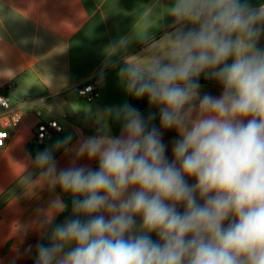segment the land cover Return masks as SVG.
<instances>
[{
    "label": "clouds",
    "instance_id": "1",
    "mask_svg": "<svg viewBox=\"0 0 264 264\" xmlns=\"http://www.w3.org/2000/svg\"><path fill=\"white\" fill-rule=\"evenodd\" d=\"M155 6L141 16L143 53L124 56L117 75L128 96L158 110L159 127L157 112L125 102L101 113L121 123L119 136L102 131L74 146L65 137L31 158L25 195L58 187L72 211L56 223L68 208L56 194L16 228L49 241L35 245V264H264V2L172 0L160 40ZM130 42L110 45L108 67ZM202 75L219 96L201 94ZM162 130L178 137L171 159ZM61 149L75 158L58 169ZM85 157L98 168L77 166Z\"/></svg>",
    "mask_w": 264,
    "mask_h": 264
},
{
    "label": "crops",
    "instance_id": "2",
    "mask_svg": "<svg viewBox=\"0 0 264 264\" xmlns=\"http://www.w3.org/2000/svg\"><path fill=\"white\" fill-rule=\"evenodd\" d=\"M154 3L151 34L160 40L170 30L171 18L164 13L172 0H0V92L14 108L26 112L23 121L15 124L0 107V264H26L42 239L38 231L25 236L16 228L33 221L34 210L46 206L52 196H70L58 187L54 193L44 188L35 196L25 195L22 174L36 173L31 164L35 155L30 154L29 147L40 146V152L65 137H71L74 146L102 131L111 136L121 134V123L102 118L101 113L110 106L130 103L117 70L124 56L143 53L145 45L136 36L142 13ZM121 36L129 37L130 45L126 53L112 58L120 63L108 67L107 49ZM87 80H92L100 92L94 102L85 101L75 90ZM199 80L201 94L220 95V87L208 83L212 80L203 75ZM35 110L42 112L43 120H56L63 128L42 145L35 142L40 121ZM141 112L145 117L157 112L153 124L159 127L156 108L148 105ZM162 132L171 159V144L178 137L174 130ZM54 156L58 169L71 166L75 158L73 152L63 149ZM76 164L98 168L97 161L90 162L86 157ZM71 216L72 211L60 223Z\"/></svg>",
    "mask_w": 264,
    "mask_h": 264
},
{
    "label": "built area",
    "instance_id": "3",
    "mask_svg": "<svg viewBox=\"0 0 264 264\" xmlns=\"http://www.w3.org/2000/svg\"><path fill=\"white\" fill-rule=\"evenodd\" d=\"M75 90L87 102H94L100 98V92L92 80H87L76 86ZM0 107L5 114H9L12 117L15 124L23 121L26 113L25 110L14 108L4 92H0ZM35 114L40 119L35 132V142L38 145H42L47 140H50L53 133H61L63 131V128L56 120H43L40 110H35Z\"/></svg>",
    "mask_w": 264,
    "mask_h": 264
},
{
    "label": "trees",
    "instance_id": "4",
    "mask_svg": "<svg viewBox=\"0 0 264 264\" xmlns=\"http://www.w3.org/2000/svg\"><path fill=\"white\" fill-rule=\"evenodd\" d=\"M251 2L255 6V5H258L260 2H264V0H254V1H251ZM199 82H202V81L199 80ZM208 83H210L212 85L219 86L214 81H211V82H208ZM129 101H130V104H132V106L136 107L140 111L148 106V102H147L146 98L137 100V99L129 96ZM40 148L41 147L37 146V145L36 146H30L29 147V152H30L31 155H36L37 152L40 150ZM65 201L68 203V208L66 209V211L63 214L59 215V217L56 220V223H60L63 219H65L71 213V198H70V196H68L65 199ZM48 242L49 241L45 239V240H42L40 243L47 244ZM35 261H36V255H35V252H34V254L30 257V259L28 260V262L26 264H35Z\"/></svg>",
    "mask_w": 264,
    "mask_h": 264
}]
</instances>
